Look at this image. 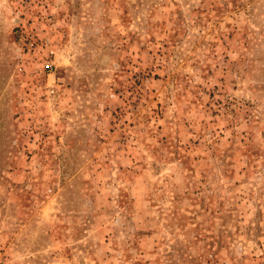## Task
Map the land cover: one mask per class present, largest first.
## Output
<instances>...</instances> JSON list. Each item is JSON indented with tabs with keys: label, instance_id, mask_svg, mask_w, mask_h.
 <instances>
[{
	"label": "rangeland",
	"instance_id": "374dc122",
	"mask_svg": "<svg viewBox=\"0 0 264 264\" xmlns=\"http://www.w3.org/2000/svg\"><path fill=\"white\" fill-rule=\"evenodd\" d=\"M0 264H264V0H0Z\"/></svg>",
	"mask_w": 264,
	"mask_h": 264
},
{
	"label": "built area",
	"instance_id": "2783aa9c",
	"mask_svg": "<svg viewBox=\"0 0 264 264\" xmlns=\"http://www.w3.org/2000/svg\"><path fill=\"white\" fill-rule=\"evenodd\" d=\"M44 68L50 70L51 69V64L50 63H46L44 65Z\"/></svg>",
	"mask_w": 264,
	"mask_h": 264
}]
</instances>
